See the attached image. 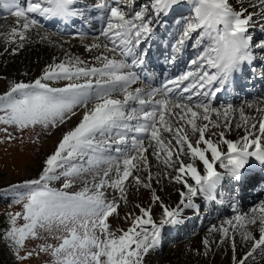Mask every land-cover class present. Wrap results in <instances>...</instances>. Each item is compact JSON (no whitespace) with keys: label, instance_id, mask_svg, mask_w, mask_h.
<instances>
[{"label":"snow or ice","instance_id":"1","mask_svg":"<svg viewBox=\"0 0 264 264\" xmlns=\"http://www.w3.org/2000/svg\"><path fill=\"white\" fill-rule=\"evenodd\" d=\"M0 7L16 18L0 33V57L26 50L31 29L42 27L39 18L101 24L84 53L65 50L37 75L25 71L27 79L3 77L0 144L25 137L42 143L59 133L35 176L2 190L20 206L5 212L0 231L17 264H144L165 226L181 224L185 211L199 212L198 197L223 204L225 195L235 214L190 251L209 256L219 234L231 264H248L257 251L264 256V200L241 213L231 195L247 179L242 170L250 158L264 166V100L213 103L236 73L256 76L255 65L264 79V0H27L26 7L0 0ZM170 15L174 43L161 44L172 51L154 53L151 41ZM194 33L198 51L188 70L171 77L144 71L154 56L157 65L163 56L175 66ZM76 35L83 42L86 34ZM234 132L237 138H229ZM130 189L146 191L147 201H133L135 210L121 217ZM112 218L128 226L113 227ZM237 233L247 245L239 256Z\"/></svg>","mask_w":264,"mask_h":264},{"label":"bare ground","instance_id":"2","mask_svg":"<svg viewBox=\"0 0 264 264\" xmlns=\"http://www.w3.org/2000/svg\"><path fill=\"white\" fill-rule=\"evenodd\" d=\"M84 2L85 3H91L92 0H84ZM6 12H7V10H6ZM32 15H35V14H32ZM91 16H95V12L91 13ZM165 19L168 22L169 21L171 22L173 17L170 15L168 17H165ZM15 20H16V18L10 14L9 15H3L2 13H0V33H3L4 31H6L10 25L13 26L15 23ZM39 20H40V24L42 25V27H37V28L31 29V31H30V42L28 43L26 50H24L20 54H17V55H20L19 61L21 62V64H23L21 61V59H23L26 64L28 63L27 65L29 68L34 69V70L36 69L37 71L40 69L41 66H43L45 63L49 62V60L52 56H55L56 54H60V56L63 55L62 52L58 53V51H54L53 45L57 46V45H59L60 42H68V43H64V51L67 50L69 52H73L76 54H82V53H84V43L92 42L94 37H96L95 34L93 33V31H97V28H91V27H87L83 31L86 34L83 42L81 41L80 37H75L72 34H68L69 33L68 27L71 26L70 25L71 23L85 24L79 18H74L71 22H64L63 20H61L59 18H52V19L39 18ZM92 20L94 22H99L95 19H92ZM61 22H63V25L66 26L64 28L63 32L55 31L53 24L54 23H61ZM9 23H10V25H8ZM43 24L48 25L50 29L47 28ZM90 26H92V25H90ZM94 27H96V26H94ZM168 32H169L168 25L164 26V24L161 23V25L159 27H157V30H156L157 42H161L160 39L163 38L165 35H168ZM37 33H39L40 35L48 34L50 37V41H56V43H51L50 41L41 42L40 35H38ZM102 39L103 38L101 37V40ZM37 41L39 43L41 42L40 45L42 47H46V51L49 49V54L46 56L48 58L45 57V58L39 60V62H40L39 67H35V63L33 61L34 57H36V55H38V52L35 51L38 49V46H39ZM73 44H74V46L71 47V45H73ZM4 47H5V38L3 35H0V50H2ZM69 47L71 49H73L74 51L68 50ZM158 47H159L158 50H160L161 46H158ZM161 52H163V51H161ZM19 57H16V56L13 57L10 55L9 56H3V57H0V59H1L0 61L5 62V61H10V60H15ZM83 58L90 59L91 57L89 54L85 53ZM178 60H179V58H178ZM255 67L256 66L254 65L253 68H255ZM179 68L181 69V66H179ZM247 71L248 70H246V72ZM256 71L258 72V74L256 75L258 77L259 76V69H256ZM245 76L249 77L250 80L252 79L251 81H253L254 78L256 77V76H252L250 74V72H248V74H245V72L236 73V74H234L231 83L226 86V88H227L226 91L223 92V96L228 97L229 96L228 91L231 89L232 84H235L234 89L236 91V95L238 98L235 102H237V101L238 102L237 103L234 102L233 105L237 106V107H239L241 104L245 103L246 101L264 100V98H255V99H245V100H243V102H239V100H240L239 97H240L244 87L255 90V87H254L255 84H253L252 82L243 84V78ZM133 87H135V85ZM263 93H264V91H263ZM250 96H253V94ZM253 114H255V113H253ZM239 134L242 135L243 134L242 131ZM237 135L238 134L234 132L231 134V136L229 138L235 139V138H237ZM250 159L255 160L254 158H250ZM153 170H155V168ZM218 170L223 171L222 169H218ZM246 176H247V179L243 183V186L240 187L239 193L237 194L236 192H232L231 195L236 196V198H237V197H247V195L253 194L254 195L253 198H255V199H253V198L252 199L254 201V206H255L260 201L264 200L262 197L256 198L260 195H263L261 193L259 195L258 192H259V189H261L260 188L261 185H263L262 183L264 182V166L260 165L258 170L254 171V172L249 173L246 171ZM230 184H231L230 181H226L224 186L222 187L221 191L223 193H228ZM165 197H167V193H165ZM176 199H177V196L175 194H173L171 200L168 202L171 203V202L175 201ZM223 199H224L223 204H221L219 202V199L216 202L206 203L201 198L198 197L197 203L200 204L199 212H193L191 210L185 211V213H184L185 218L181 224L174 225V226H165V228L162 230L159 242H158L157 246L154 248V251H159V249H158L159 244H161L163 242V240L169 236L173 239L171 244L176 242V241H177L176 243H178V242H181L183 240L189 239L192 227L195 228L194 233H193L194 238L191 237L192 242L194 241L196 246L200 245L201 241L208 234L209 229H211L213 225L219 226L222 221L230 219L235 214L234 212L230 211L229 208H227L228 204L231 203L228 196L225 195L223 197ZM247 199H248V197L244 198L242 201V205H240L238 207L239 210L241 211V213L247 211L246 210L247 208H250L247 205V203H248ZM216 239H217V243L214 244L212 247L214 249V256L217 257L216 261L219 262L217 264H231L230 247L227 244H225L222 248L219 246V234H216ZM236 239H237V255L239 256L242 252H244L246 250L247 245L241 244L239 233H237ZM174 246H175V244L171 245V247H174ZM156 248H157V250H156ZM200 251H204L203 247H200ZM248 264H264V256H261L259 251H257V253L255 254V259L250 260L248 262Z\"/></svg>","mask_w":264,"mask_h":264},{"label":"rangeland","instance_id":"3","mask_svg":"<svg viewBox=\"0 0 264 264\" xmlns=\"http://www.w3.org/2000/svg\"><path fill=\"white\" fill-rule=\"evenodd\" d=\"M18 1L20 3H24V0H18ZM3 10L4 8L1 9V12ZM256 10L259 11L258 8ZM189 14L190 13L185 12L186 16ZM89 23L92 24L93 22L90 21ZM171 23H173V19ZM8 25H10V23ZM74 27L75 29H73L71 33H76L74 32V30L80 28L78 25H75ZM98 34L99 32L97 31L96 36H98ZM195 36L196 34L194 33L192 39L187 42L183 50V52L184 51L187 52L184 53L182 57L183 60L185 61L184 70H188L191 67L190 61L191 59L195 58V56L197 55L198 49L192 47V44L195 41ZM172 43H174V40H172ZM40 44L41 42L40 43L38 42L39 45L38 49L35 50L38 52V55H36V57H34L33 59L35 63V67H39L40 66L39 60L45 58L49 54V49L46 51V47H42ZM73 46L74 44L71 45V47ZM53 49L54 51H58V53L64 52V48L61 49L59 45L57 46L53 45ZM68 50L74 51L70 47L68 48ZM200 50H202V48ZM56 55H55L56 57L58 56L61 57L60 54H56ZM19 56L20 55H16V57ZM19 59L20 57L15 60L7 61V63H5L4 61L3 62L0 61V93H2L5 90V82L3 79L5 75H8L11 79H27V77L23 76V73L29 69L27 65L28 63L26 64L24 60L21 59L22 63L24 64L23 65L21 64ZM38 72L39 70L37 71L36 69L35 70L31 69L30 75L35 76L38 74ZM221 104L222 102H220L217 105L215 104V106L218 107ZM58 136L59 133H57L56 136H52L50 139L43 141L42 143H35V144L32 143L30 140H28L27 137H25L24 143H20L19 140H17V142L11 144H0V209L1 210L5 212L8 210H12V211L20 210L19 205H15L12 203V199H13L12 194L11 193L5 194L2 192V190L7 188L11 184L22 182L23 179L25 178L34 177L38 170L43 155L52 150ZM54 186L58 187L59 185L55 184ZM109 194H111V190H109ZM129 201L130 202L127 205V207L121 204V207L119 209L121 213V217H123L124 212L135 210L133 201L136 203L146 202L147 192L141 190L139 194H134V192L130 189ZM10 205H11V209H9ZM251 207L247 208L246 210L250 211ZM111 223L113 227L126 228L128 226L123 219L117 221L116 219L112 218ZM193 236L194 235L192 233L190 234L189 239L183 240L178 243H176L177 241L172 243L175 244L174 247H171L172 238L167 237L166 239L163 240L161 244H159L158 246L159 251H154V249L150 251V253L146 256L144 260V264H217L219 263L216 261L217 257L214 256L213 247L211 254L207 256L208 258L203 256H197L194 251H190V249H192L193 246H196L195 242L194 241L192 242V238H194ZM48 242L56 243L55 240H49ZM34 243L36 242L29 241L30 246ZM25 264H33V262L26 261Z\"/></svg>","mask_w":264,"mask_h":264},{"label":"trees","instance_id":"4","mask_svg":"<svg viewBox=\"0 0 264 264\" xmlns=\"http://www.w3.org/2000/svg\"><path fill=\"white\" fill-rule=\"evenodd\" d=\"M6 221L5 211L0 209V231H3ZM0 264H17L8 246L2 241H0Z\"/></svg>","mask_w":264,"mask_h":264}]
</instances>
